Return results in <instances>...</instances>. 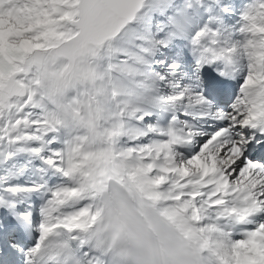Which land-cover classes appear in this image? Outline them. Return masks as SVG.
<instances>
[{
  "label": "snow or ice",
  "instance_id": "6c2138e0",
  "mask_svg": "<svg viewBox=\"0 0 264 264\" xmlns=\"http://www.w3.org/2000/svg\"><path fill=\"white\" fill-rule=\"evenodd\" d=\"M0 264H264V0H0Z\"/></svg>",
  "mask_w": 264,
  "mask_h": 264
}]
</instances>
